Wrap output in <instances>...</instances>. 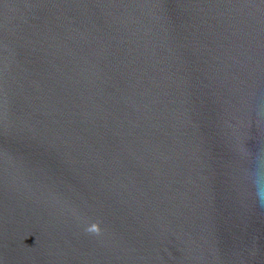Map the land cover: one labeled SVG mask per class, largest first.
<instances>
[{"label": "water", "instance_id": "1", "mask_svg": "<svg viewBox=\"0 0 264 264\" xmlns=\"http://www.w3.org/2000/svg\"><path fill=\"white\" fill-rule=\"evenodd\" d=\"M0 264H264V0H0Z\"/></svg>", "mask_w": 264, "mask_h": 264}]
</instances>
